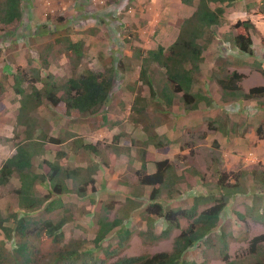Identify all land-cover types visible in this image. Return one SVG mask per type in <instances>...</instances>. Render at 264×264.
<instances>
[{
    "label": "rangeland",
    "instance_id": "obj_1",
    "mask_svg": "<svg viewBox=\"0 0 264 264\" xmlns=\"http://www.w3.org/2000/svg\"><path fill=\"white\" fill-rule=\"evenodd\" d=\"M238 6L240 7L239 11L231 16L233 20H235V17L243 19L241 6L239 4ZM212 7L214 8V5ZM22 10L23 18L19 27L11 33L9 31L0 32V82L5 89L4 94L0 97V164L3 162V158L12 156L15 143L20 140L12 139L15 136V131L17 132L16 118L14 117L15 107L19 105V97L12 87L13 74L16 73L17 68H20V71L28 77L32 75V70L38 69L42 78L50 74L55 82L62 84L87 68L100 71L104 66H110L112 62L117 64L118 68L121 64L122 69L117 68V83L108 104V113L127 111L126 103L132 105L136 93L143 96L141 105L145 107L144 117L141 116L140 118L137 114L134 116L142 124L134 125L130 118L131 114L126 115L124 119L121 118V115L119 117H109L111 120L117 118L116 121L119 123H117L118 126L114 130L108 129L107 132L103 133L102 138H98L99 151L103 152L105 158V160L104 158L102 160L82 148L74 152L72 149L70 150L75 136L82 138L86 143L95 141L92 136L93 131L88 133L86 129L87 127L91 129L94 125H99L94 119L95 116L75 121L68 120L59 114V109L57 110L45 100L43 101V105L36 111L40 130L53 137H64L66 141L63 146L48 145L45 155L33 161L34 166L37 167L42 159L53 160L56 149L62 148L68 154V163L71 167H87L95 163L98 166L100 165L99 171L96 172L98 180L100 177H103V180L107 178V186L110 184L115 191L111 189L112 192H109L105 184H98L97 187L94 186V191L89 190L90 193L87 197L82 199L75 197L73 193L62 195L61 201L70 209L75 221L65 226L62 230L63 241L53 247L44 235L37 236L36 232H33L29 236V241L34 243V247L32 246L34 252L33 262L35 264H111L123 257L152 255L157 252L170 251L173 239L180 234L181 230H174L169 239L153 246L144 245L140 232L144 231L146 226L141 219L143 209H140L133 212L129 219L124 221V227L131 231V237L126 240L125 247L114 256L106 257L103 251L114 249L118 241V227L113 229L97 248L94 239L98 231V224L97 218L94 216V207L98 201L103 204H109L113 201L114 209L108 215L109 220L124 217V208L127 202L124 190L127 191V189H119L118 187L121 181L134 183L136 180V169L131 166L135 162L128 166L127 158L131 156L137 158L134 156H137L139 146L131 144V140H144L146 138L143 130L144 123L147 120H152V122L158 120L162 124L167 123L168 116L165 113L171 112V110L160 107L162 105L155 104L156 98L155 100L151 99L148 86L139 82L136 83L139 78L141 61L134 58L133 53L136 49L145 52L156 49L157 46L168 47L171 45L177 38L181 22L193 13L194 6H187L181 0H22ZM257 10L259 12L264 10L262 1ZM232 25L224 22L215 29L216 37L219 35L223 38L226 33L231 34V36L246 34L243 27L233 29ZM257 26L264 34V17H261V20L257 22ZM247 33L251 37L254 36L252 38L254 56L247 57L238 53L237 49L228 44L221 45L220 47L226 50V55L217 52L218 58H215V54L211 56L207 54L200 64V72L197 75L200 87L203 82H209L208 86L213 84L214 75L223 78L228 72H234V70L244 75L239 86L245 92L253 87H264V78L254 69L255 63L261 64L264 69V47L261 44V35L257 34L255 29L249 30ZM64 39L72 42H82L83 59L80 66H73L71 57L66 51ZM201 42L203 43V41ZM222 55L228 56L229 65L213 74L208 69L210 67L208 63L215 58L218 63L217 67L222 66ZM206 60L208 61L206 62ZM242 61L243 64H241ZM227 68H230V70H227ZM10 72L13 74L10 75ZM162 73L163 71L160 68L152 65L151 78L152 82L154 81V87L160 81L164 83ZM23 86L26 88V84ZM36 86L41 88V84ZM129 86L134 88L135 92L129 91ZM213 89L214 87H212ZM125 97H127L126 101L122 99ZM129 97L131 100H129ZM179 97L180 94L175 99V105L181 103ZM221 105L223 106L224 103ZM218 114L221 120H226L229 117V126L233 122L236 125V130H239L238 127L242 125L245 128L244 133H232L231 139L225 142L222 138L225 136L216 130L209 129L206 122L203 129V132H205L204 139L200 135L202 134L201 126L196 128L193 134L189 133L188 130H184L181 134L172 135L173 138H176L172 141V148L166 145L158 150L150 145L147 150H149L151 158L160 161L169 160L177 167L179 173L186 165L193 166L202 172L205 182L209 185L216 182L215 169L225 172L251 171L253 169L264 171V139L260 140L256 134H252V130L255 133V129L264 122V97L258 100L230 103ZM126 119L128 120L127 123L123 121ZM211 122L212 128H214V122ZM73 123H77V125L73 126ZM168 126H170V123ZM195 131L198 134H195ZM115 135L119 136L116 144L121 147H128L130 156H126L124 153V156H117L118 160L110 166L111 168H108L106 162L109 163L113 160V155L116 154L113 150L114 147H111L113 145L112 137ZM163 137L164 135L161 136V138ZM110 141L111 144L108 143ZM182 146H187V149ZM183 157L185 158L184 162L181 160ZM136 166L138 167L139 164H136ZM148 166L150 168L148 172H154V165L149 163ZM100 174L102 175L100 176ZM112 176L118 177L114 184L110 181L113 180ZM116 182H118V185H116ZM18 184V180L12 178L8 186L0 187V216L5 217L18 209L16 197L13 193ZM67 184L69 189L72 188L71 182L68 181ZM247 185H250V180H247ZM208 188L211 189L212 186ZM199 190H195V193L203 192L204 188L201 187ZM38 193L41 195L46 194L45 188H38ZM184 194L183 192L182 195L178 196V199L183 197ZM191 198L192 193H189L186 198L183 197L171 203L163 202V206H190ZM141 201L147 202L146 197ZM248 204H250L248 196L241 195L231 200L220 217L216 228V231H220L222 227H225L227 230H231L236 238L229 246V254L233 259L246 251L248 240L254 234H264V226L252 224V227L250 225V231H247V235L242 238L245 231L236 224L234 212H243ZM33 215L36 218L52 217V219H56L61 215V212L57 210L52 216H43V212L40 211L38 215L37 213H33ZM155 224L156 234L165 228V224L161 220L156 219ZM3 226L12 227L11 221ZM185 227L186 223L183 222L181 229ZM3 239L4 236L0 229V241ZM14 245V240L5 241L7 250H11ZM67 250L69 252L73 251L75 253L73 255H77V257L71 256L67 260L65 258L59 260V254ZM202 251L203 248L200 246L199 249L193 251L194 253H188L186 259L199 263L203 259ZM207 260L208 264H223L218 254L213 251L207 252Z\"/></svg>",
    "mask_w": 264,
    "mask_h": 264
},
{
    "label": "trees",
    "instance_id": "obj_2",
    "mask_svg": "<svg viewBox=\"0 0 264 264\" xmlns=\"http://www.w3.org/2000/svg\"><path fill=\"white\" fill-rule=\"evenodd\" d=\"M181 1L187 6H194V11L181 22L174 42L168 47L157 46L156 49L145 52L140 49L134 51L133 57L141 61L139 78L136 83L148 86L151 99L156 98L155 104L162 105L160 107L166 110L173 107L179 94L184 112L197 111L200 104L210 109L212 98L200 87L197 77L200 64L203 62V52L205 47L216 38L215 29L224 23L223 15L226 8L239 0ZM22 18V0H0L1 32H14L21 24ZM241 27L245 29L246 34L231 36L226 33L220 41H226L239 53L253 57V41L247 32L254 30V26L250 20H239L232 25L233 29ZM64 42L73 66H80L83 59L82 42H72L68 39H64ZM261 44L264 47V36L261 37ZM221 58L223 67H217V63L216 70H212L213 74L229 65L227 57L222 56ZM152 65H156L163 71L164 83L160 81L162 85L159 82L154 87V81L152 82L151 78ZM118 67L112 62L110 66H104L100 71L87 68L62 84L55 82L50 74L42 78L38 69L32 70L30 77L23 74L20 68H17L16 73L13 74L12 87L19 97V108L16 116L17 132L15 131L12 139L20 140L15 143V153L0 166V187L8 186L12 178L18 180L19 187L13 192L18 209L5 217L0 216V229L4 236V239L0 241V264H35L32 248L34 243L29 241V236L33 232H36L37 236L42 234L53 247L63 241L62 230L65 226L75 221L70 209L62 203V195L73 193L75 197L82 199L87 197L89 190L94 191L93 177L99 168L98 164L71 167L68 163V154L62 148L56 149L53 160L42 159L37 167L34 166L33 161L45 155L48 145L63 146L66 141L64 137H53L40 130L36 111L45 100L51 107L59 109V114L65 119L75 121L95 116L99 125H107L109 128L117 125L119 122L109 121L106 114L98 117L97 113L101 110H104L103 113H108L109 107L106 108V106L111 101L116 87ZM120 68L122 69L121 64ZM254 69L264 78V69L261 64L255 63ZM243 77L244 75L236 71L228 72L223 78L213 76L221 90L224 102L250 101L264 97V87H253L247 92L242 90L239 84ZM37 84H41V88H37ZM158 87L160 89H157ZM128 89L135 92L131 86ZM4 91V86L0 82V97ZM135 95L130 118L132 123L137 125L142 122L134 116L137 114L141 118L145 113V107L141 105L143 96L137 93ZM216 122L219 128L222 127L221 122L223 121L217 119ZM211 124L209 123V129L214 130ZM156 127L155 120L153 122L147 120L143 127L146 138L131 140V144L139 146L135 159L140 161L141 168L135 172L136 181L132 184L134 188H138V191L134 190V193H131L133 198H127L123 217L125 219L109 220L108 215L114 209L113 201L109 204L96 202L94 216L97 218L98 231L94 239L95 246L99 248L105 237L118 227V241L115 248L107 249L103 253L106 257H111L121 251L125 247L126 240L131 237V231L124 227V221L128 220L133 212L143 209L141 219L146 226V229L140 232L143 244L153 246L169 239L174 230H181L180 234L173 239L171 250L152 255L123 257L111 264H208V251L218 254L223 264H264V234H254L248 240L246 251L233 259L229 254V246L236 240L233 233L225 227L216 231L220 217L228 203L241 195L250 198V204L245 206L243 212H234L236 224L245 231L242 238L247 235V231H250L252 224L264 226V171L253 169L225 172L215 169L214 173L217 178L212 185L205 182L202 172L193 166L186 165L179 173L177 167L169 160L152 159L147 151L150 145L159 149L170 144L167 138H161L154 132ZM255 134L258 139H264V122L255 129ZM201 137L204 139L205 134ZM73 139L70 150L74 152L82 148L103 160L104 156L100 154L98 144L86 143L77 136ZM118 139L119 136L116 135L112 140L111 147H114L115 153L129 155L128 147L117 146ZM181 160L184 162L185 158ZM149 163L154 165L153 173H148L146 169ZM247 180H250V185H247ZM68 181L73 185L70 189ZM198 186L204 188V191L199 194L195 193ZM211 186V189L208 188ZM38 188H45L46 194L38 193ZM147 188H150L148 193H146ZM183 192L185 193L184 198L192 193L189 207L163 206V202L171 203L177 200ZM145 197L147 202L141 201ZM57 210L61 212V215L56 219L36 218L33 215V213L38 215L41 211L43 216H52ZM156 219L165 224V228L157 234L155 232ZM10 221L12 227L3 226ZM183 222L186 223V227L181 229ZM11 240H14L15 245L11 250H7L5 241ZM200 246L203 248L202 261L198 263L194 260H187V254L194 253L193 251L199 249ZM73 254H75L73 251L67 250L59 254V260L64 258L67 260L71 256L77 257Z\"/></svg>",
    "mask_w": 264,
    "mask_h": 264
},
{
    "label": "crops",
    "instance_id": "obj_3",
    "mask_svg": "<svg viewBox=\"0 0 264 264\" xmlns=\"http://www.w3.org/2000/svg\"><path fill=\"white\" fill-rule=\"evenodd\" d=\"M261 1L264 3V0H239L237 3H234V5H232L231 7L226 8L225 13L223 15V20H224L225 24L232 25L233 23H236L239 19L241 21L242 20H250L251 23L254 26V29L257 31V34L261 35L260 37H263L264 34L258 29V26H257V22L261 20V17H264V14H262V12H259L257 10L258 5L261 4ZM238 4L241 6V11H242L241 14H242V18L243 19H241V18L238 19L237 17H235L234 18L235 20H233V18L231 16L233 14H235L237 11H239V8L240 7L238 6ZM219 38H221V37L219 35H217V37L207 47H205L204 52H203V60L205 58V55L207 56V54L209 56H211L212 54H215V58H218V56L216 55L217 52H220L221 54L226 55V50L223 47H220V46L221 45H224L225 46V45H227V43H226V41L225 42L224 41H220L222 39H219ZM252 38H254V36H252ZM224 57H226V56H224ZM215 58H214L213 61L210 60L209 63H208L210 65V67L208 69H210L209 71H211V72H212V70H216V64H217V62L215 61ZM207 61L208 60H206V62ZM203 69H204V67H203ZM228 70H230V68H228ZM204 71H205V69H204ZM12 74L13 73L10 72V75H12ZM213 82L214 83L211 84L210 86H208L209 85V82H207V83H204L203 82V84L201 85L203 91L209 93V95L212 98V101L213 102H212V108L211 109L207 108L203 104H200L199 105V109L197 111L184 112L183 111V105H182V103L177 104V105H175V103H174L173 107L171 109H169V110H171V112L170 113H168V112L165 113V115L168 116V120L166 121L167 123L162 124L161 122L159 123L158 120L155 121V123L157 125L156 129L154 130L155 133L159 137H161V136L164 135V137L167 138V140L170 141L169 146H171V148L173 147L172 141L174 139H176V138H173V136H172L173 134H181V133L184 132V130H188L189 133H192L193 134V131L196 128H199L201 126V129L200 130L202 131L201 132L202 134H200V135H204L205 132H203L204 131L203 129L205 127V123L206 122H207L208 125H209V123H212L211 121L214 122V131L216 130V131L220 132L221 135L225 136V137H222L225 142L227 140L231 139L232 133H238V134H239V132L240 133H244L243 130H245V128L242 127V125L238 127L239 130H236V125H234L233 122H231V124L229 126V124H228V121L230 120L229 117H228L229 120L226 119L227 122H225V123H224L225 120H221V118L218 117V115H219L218 112L219 111H221L222 109H224L230 103H236V101H226V102H224L223 99H222V96H221V90H220L219 86L217 85V83H216L215 80H213ZM204 87H206V88L204 89ZM212 87H214L213 90H212ZM122 99L126 101L127 100V97L122 98ZM129 100H131L130 97H129ZM222 103H224L223 106L221 105ZM121 105H122V103H121ZM180 105H181V108H180ZM126 106H127V111H117V112L103 113L104 110H101V111H99L97 113V115H99L98 117H100V116L102 117V115H105L106 114V117H107V119L109 121H116V120H118L117 118L111 120L109 118L110 116H112V117H119V115H121L122 116L121 118L124 119V117L126 115L129 116L131 114V105L127 102L126 103ZM108 107L109 106L107 105L106 108H108ZM15 108H16V111L14 112V117L16 118L19 105H17ZM162 114H164V113H162ZM217 119L223 121V122H221L223 125H222V127L220 126V128L218 127V124L216 122ZM123 121L125 123L128 122L127 119L126 120H123ZM169 123H170V126H168ZM76 125H77V123H73V126H76ZM117 126H118V124L115 125V126H113V127H110V128L107 125H94L91 129H89L90 127L89 128L87 127L86 129L88 130V133L90 131H93V135L92 136H93V138L95 140L94 142H87V143L96 145L97 142L99 141V139L103 137V133L107 132L108 129L109 130H111V129L114 130ZM195 134H198V132L195 131ZM252 134H255L253 130H252ZM9 137L11 138V136H9ZM112 139H113V137H112ZM108 143L111 144V141L108 142ZM117 146L118 147H121L118 144H117ZM182 147L185 148V149H187L186 146H182ZM162 148H164V147H161L158 150H160ZM13 150L14 151H13L12 155L15 153V149H13ZM147 151H149V150H147ZM100 154L103 155V152H100ZM120 155L121 156H124L122 153L119 152L118 154L113 155V160H111L109 163L106 162V165L108 166V168H111L110 166H112V164L115 161L118 160L117 159V156H120ZM127 155L128 154H126V156ZM134 157H136V156H134ZM8 158L9 157L3 158L4 159L3 162L6 159H8ZM127 159H128V166H130L132 162L133 163L135 162L133 165H131L134 169H136L135 172L138 171V170H140V168H141L140 161L136 160L132 156L129 157V158H127ZM157 161H159V159H157ZM1 164H0V166H1ZM136 164H139V166L137 167ZM103 166L104 167H107L105 165H103ZM99 167H100V165H99ZM146 169H147V171H148V169H150L148 165H147ZM98 171H99V168H98V170L96 172H98ZM108 171L110 172V170H108ZM148 173H153V172L150 171ZM101 175L102 174H100V176ZM97 177H98L97 176V173H95V175L93 177L94 180H95V185H94L95 187H97L98 184L99 185L105 184V186L109 189V190L107 189L109 192H112L111 189L113 191H115L114 188H112L110 186V184H108V186H107V183H108L107 182V178L104 177L105 179L103 180V177H100L99 180H98ZM112 179L113 180H110V181L114 184L115 181L118 180V177L117 176H115V177L112 176ZM116 185H118V182H116ZM18 187H19V184H18ZM118 188L119 189H127V191L124 190L125 193H126V197L127 198H133V196L131 195V193H134V190L135 191H138V188L137 187L134 188L132 183H129V182H126V181H121ZM200 188H201V186H198L197 187L198 190ZM128 189H129V191H128ZM148 191H149V188L146 189V193ZM173 207H176V206H173ZM186 207H189V206H186Z\"/></svg>",
    "mask_w": 264,
    "mask_h": 264
}]
</instances>
